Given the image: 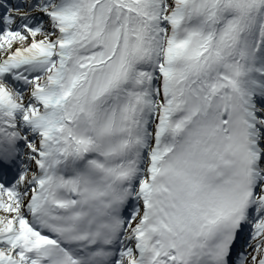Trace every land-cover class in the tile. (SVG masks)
Masks as SVG:
<instances>
[{"label": "snow or ice", "instance_id": "6c2138e0", "mask_svg": "<svg viewBox=\"0 0 264 264\" xmlns=\"http://www.w3.org/2000/svg\"><path fill=\"white\" fill-rule=\"evenodd\" d=\"M0 264H264V0H0Z\"/></svg>", "mask_w": 264, "mask_h": 264}]
</instances>
